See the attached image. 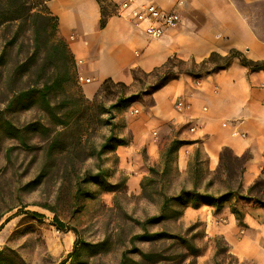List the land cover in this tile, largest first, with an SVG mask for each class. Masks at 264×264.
Masks as SVG:
<instances>
[{
	"label": "rangeland",
	"instance_id": "obj_1",
	"mask_svg": "<svg viewBox=\"0 0 264 264\" xmlns=\"http://www.w3.org/2000/svg\"><path fill=\"white\" fill-rule=\"evenodd\" d=\"M53 24L38 36L28 23L10 34L0 32V57L4 61L0 64V251L5 252L6 264H61L77 240L79 251L69 264H138L144 253L155 254L144 264L156 260H160L158 264H239L230 251L223 253L229 250L227 243L220 237H209L198 222L187 225L181 217L147 223L160 215L165 196L175 197L186 186L175 167L176 152L166 173L156 166L159 173L144 179V191L141 185L139 195L127 191L128 176L119 169L114 153L104 154L101 162L95 156L112 131L131 142L129 123L138 121L142 109L153 104L152 87L157 76L140 75V82L128 90L113 87L92 101L83 98L78 82L67 84L64 91L53 94L52 103L61 107L59 120L54 122L38 104L25 110L18 105L9 107L13 92L43 82L39 80L43 76L40 70L51 72L44 60V44L55 39ZM14 34L16 38L11 39ZM9 39L14 40L12 46L7 43ZM25 63L32 65L30 72L26 68L21 72ZM179 70L197 71L192 64L174 69ZM67 114L75 115L69 118ZM110 114L114 117L111 125ZM6 121L21 130V135L9 131ZM33 125H37L35 130ZM41 125L52 130L51 136L62 133L57 149L65 143L68 153H56L54 160L47 161L46 133ZM21 136L26 143H21ZM47 162L54 165L50 171L45 169ZM99 170L100 179L90 181ZM79 183L91 195L76 201ZM220 187L217 182L214 189ZM110 188L115 192L105 191ZM233 206L240 209L241 203ZM180 208L173 205L166 215L172 216ZM34 213L42 218H35ZM55 220L62 222L67 232L59 231ZM144 232L164 233L165 237L142 239L139 236ZM185 234L194 236L202 255L182 263L188 247L172 237Z\"/></svg>",
	"mask_w": 264,
	"mask_h": 264
},
{
	"label": "crops",
	"instance_id": "obj_2",
	"mask_svg": "<svg viewBox=\"0 0 264 264\" xmlns=\"http://www.w3.org/2000/svg\"><path fill=\"white\" fill-rule=\"evenodd\" d=\"M108 1L113 8L107 10L103 28L98 0L47 2L74 57L77 76L90 80L79 84L89 101L106 81L131 87L134 70L150 73L175 57L200 64L214 53L228 56L237 51L247 60L264 62V0H140L181 16L177 28L155 40L120 16L123 0ZM181 99L190 104L183 113L175 108ZM152 100L139 120L129 123V145L114 152L119 169L128 176V192L141 193L151 167L163 173V156L174 140L182 142L175 167L186 190L196 185L205 190L225 149L247 159L245 191L264 180V71L252 72L235 59L215 73L182 75L154 92ZM239 202L243 226L231 211L236 200L220 212L207 204L188 207L182 221L198 222L209 237L223 239L239 264H264V202Z\"/></svg>",
	"mask_w": 264,
	"mask_h": 264
},
{
	"label": "trees",
	"instance_id": "obj_3",
	"mask_svg": "<svg viewBox=\"0 0 264 264\" xmlns=\"http://www.w3.org/2000/svg\"><path fill=\"white\" fill-rule=\"evenodd\" d=\"M50 0H0V32H8V34L12 33V31H17L19 28H22L23 25L31 24L34 27L35 34L38 36L42 32V30H47L51 24L53 28V36L54 40L51 43L44 44L45 46V61L48 62V72L47 74L43 71V76L39 78L40 81L32 87L28 89H20L16 92H13L12 99L9 102V107L12 105H18L22 109H30L33 105L38 104L40 109L47 114L51 121L59 120L57 114L61 107L57 104L52 103V97L54 92L57 90L64 91L65 85L77 82V74H76V64L74 57L71 53V50L67 44V42L59 35L58 32V21L57 18L50 15L47 9V2ZM101 4L102 10V21L101 27H105L108 11L104 7L112 6V4L108 0H98ZM15 33V32H14ZM16 38L15 34L11 39ZM5 39H8L7 37ZM9 46L14 44V40H7ZM7 46V44H6ZM3 58L0 57V64ZM239 59L243 66L249 68L252 72H260L264 71V62H254L243 58V56L237 52L232 51L228 56H220L218 54H212L207 60L204 62L197 64L195 62L187 63L178 58L170 59L164 66L155 69L150 73H144L139 70L133 71L134 81L136 83L140 82L139 76L142 75L146 78L157 76V82L153 85L152 88L157 90L163 88L170 82L179 79L182 75H200L202 73H215L221 71L223 69L228 68L233 60ZM34 61V60H33ZM4 61L2 62V64ZM1 64V65H2ZM187 64H192V67L197 71L191 70H179L175 72L174 69L186 66ZM24 68L27 69L28 72L31 71L32 65L29 63H25L22 65L21 72H23ZM20 72V71H19ZM37 84H41L37 87ZM78 84V83H77ZM113 87H119L123 90H128L129 87L124 84H116L111 80L106 81L97 95L93 100L98 99L102 94L108 92ZM81 90V89H80ZM153 92V93H154ZM82 94V92H81ZM83 96V94H82ZM85 99V97L83 96ZM87 100V99H85ZM89 101V100H87ZM75 115V114H74ZM74 115L67 114L65 117L72 118ZM110 125L112 124V120L114 117L110 114ZM37 125L31 126V129H36ZM5 127L8 128L9 131L15 130L16 134L21 135V130L16 129L12 122L6 121ZM41 130L46 133V159L47 161L54 160V156L62 155L64 153H68L67 149L64 146H61L60 150L57 149V144L59 142V138L62 133H57L55 136H51L53 133L48 127H44L41 125ZM22 137V136H21ZM26 143V139L22 137V142ZM129 142L124 138L117 137L112 131L111 134L106 138L104 143L101 145L99 151L95 154L98 161H102V156L106 153H114L115 150L120 146H127ZM182 142L178 140H174L166 154L163 156L164 162V170L163 173H166L170 165L172 163L173 154L180 148ZM246 157L238 158L235 157L229 149L223 150L220 157V168L217 173L213 176V179L206 185V188L203 192L198 190L197 185L191 191L182 189L179 195L175 197L165 196L163 200V204L161 206V211L159 216L152 217L148 220L147 223H159L163 220L170 218L173 220H179L186 208L193 207L198 208L201 204H207L213 208L217 212H220L224 207L231 203L233 200L236 201H255L257 203L264 202L263 191H264V180H259L256 182L254 186L249 188L247 191L244 190L242 185V178L245 171V163ZM54 167L53 164L45 165V169L49 170ZM45 171V170H43ZM151 174L159 173V169L157 167L150 168ZM102 171L90 177V181L97 182L100 179ZM89 182V180H86ZM217 182L221 185L220 188L214 189L216 187ZM155 184L154 181H152ZM142 189L144 191V184L142 185ZM106 192H115V188L106 189ZM90 193L82 190V185L79 183L75 193L76 201L80 200L82 197H90ZM173 205H181L180 212H174L172 216H167V212L170 211ZM231 211L235 215L238 223L240 225H244V214L242 210L237 209L235 206H231ZM35 218H42L41 214L34 213ZM55 225L61 232H67L65 225L59 220H55ZM1 231V229H0ZM142 239L146 238H155L162 239L165 237L164 233H155L149 234L148 232H144L142 236H139ZM173 239H177L180 241L181 245L187 246V252L182 255L181 262L184 263L189 258H198L202 255V251L197 249L194 244V236L190 238L188 235H180L174 236ZM80 246L79 240H77L74 244L72 252L69 253L67 258L61 262V264H69L70 261L77 255L78 248ZM223 253H229V250L226 248L223 250ZM155 256L154 253H144L143 259L138 264H144V261L151 259ZM126 257V256H125ZM125 260V258H124ZM160 260H156L153 264H158ZM162 261V260H161ZM0 264H6L5 252L0 251ZM124 264V261L122 262Z\"/></svg>",
	"mask_w": 264,
	"mask_h": 264
},
{
	"label": "built area",
	"instance_id": "obj_4",
	"mask_svg": "<svg viewBox=\"0 0 264 264\" xmlns=\"http://www.w3.org/2000/svg\"><path fill=\"white\" fill-rule=\"evenodd\" d=\"M118 12L134 27L142 28L145 34L153 40L162 38L167 31L177 28L181 22V16L178 13L164 12L155 4L140 0H123L118 6ZM77 82L78 84H87L90 83V80L79 75ZM175 108L179 113H183L190 108V104L181 99L177 101Z\"/></svg>",
	"mask_w": 264,
	"mask_h": 264
}]
</instances>
